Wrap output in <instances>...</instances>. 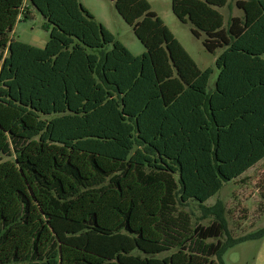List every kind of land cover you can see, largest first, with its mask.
Here are the masks:
<instances>
[{
    "label": "trees",
    "instance_id": "obj_1",
    "mask_svg": "<svg viewBox=\"0 0 264 264\" xmlns=\"http://www.w3.org/2000/svg\"><path fill=\"white\" fill-rule=\"evenodd\" d=\"M113 1L143 54L80 0H0V264H225L264 238L208 242L225 222L179 208L264 161V0H237L227 27L229 0H172L222 49L212 89L149 0ZM30 5L52 25L44 47L11 35Z\"/></svg>",
    "mask_w": 264,
    "mask_h": 264
},
{
    "label": "rangeland",
    "instance_id": "obj_2",
    "mask_svg": "<svg viewBox=\"0 0 264 264\" xmlns=\"http://www.w3.org/2000/svg\"><path fill=\"white\" fill-rule=\"evenodd\" d=\"M115 37L123 43L134 55L138 56L146 51L144 44L136 36L123 16L118 12L113 0H80ZM153 10L165 21L174 35L190 53L203 70L212 69L209 88L212 89L217 79L218 69L216 60L222 49L216 53L209 52L203 38L196 37L193 25L183 23L178 19L172 9V0H149ZM32 14L25 18L22 16L14 31L11 33L16 40L35 46L44 47L48 41L52 25L32 5ZM224 15V25L228 26L231 16L241 14L237 7V0H229L226 7L219 9ZM112 44L107 46V50ZM6 160L11 158L2 155ZM189 201L179 205L181 210L187 211L195 227L209 226L219 219L225 222L226 231L220 238H210L208 242H217L218 239L226 242L229 238L238 240L255 233L264 227V161L254 166L238 179L225 183V186L205 204ZM173 251L164 252L158 256L163 257ZM220 261L218 257L215 258ZM225 264H264V238L248 239L238 242L222 255Z\"/></svg>",
    "mask_w": 264,
    "mask_h": 264
},
{
    "label": "crops",
    "instance_id": "obj_3",
    "mask_svg": "<svg viewBox=\"0 0 264 264\" xmlns=\"http://www.w3.org/2000/svg\"><path fill=\"white\" fill-rule=\"evenodd\" d=\"M240 10V9H239ZM243 14V12H242V10H241V14H237V15H242ZM236 16V15H235Z\"/></svg>",
    "mask_w": 264,
    "mask_h": 264
}]
</instances>
